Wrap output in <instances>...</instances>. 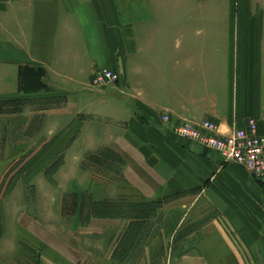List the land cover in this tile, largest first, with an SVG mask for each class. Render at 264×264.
<instances>
[{
    "label": "crops",
    "instance_id": "1",
    "mask_svg": "<svg viewBox=\"0 0 264 264\" xmlns=\"http://www.w3.org/2000/svg\"><path fill=\"white\" fill-rule=\"evenodd\" d=\"M197 2L0 0V239L6 240L8 207L24 209L17 200L23 195L19 181L38 179L39 164L48 165L60 152L62 166L51 178L63 180V207L90 236L120 227L119 243L132 222L140 221L136 242L142 237L149 244L174 243L175 251L164 256L173 253L180 264H264V179L173 131L183 119L236 121L244 127L248 116L264 134V8L255 32L261 69L254 84L232 100L227 86H215L208 72L199 75V50H213L214 40L208 35L200 46ZM170 36L172 61L166 65ZM129 68L140 74L132 87L137 92L87 89L94 71L128 75ZM39 83L45 89L39 91ZM56 96L64 97L57 112L70 119L62 134L56 137L55 123H48L45 140L30 134L24 151L23 130L36 132L40 125L22 122L23 98H46L43 110L53 116L48 100ZM166 113L169 123L162 120ZM11 146L13 157L6 152ZM92 180L87 197L142 211L141 219H82L83 187ZM71 193L78 197L66 199ZM10 248L5 255L16 259L15 242ZM42 258L51 264L55 257Z\"/></svg>",
    "mask_w": 264,
    "mask_h": 264
},
{
    "label": "rangeland",
    "instance_id": "2",
    "mask_svg": "<svg viewBox=\"0 0 264 264\" xmlns=\"http://www.w3.org/2000/svg\"><path fill=\"white\" fill-rule=\"evenodd\" d=\"M197 7L200 46L206 42L208 35L211 38L213 37L214 40L213 50H199V75L205 78L208 72L209 76H213L215 86H227L230 89L231 99L237 98L239 100V97L244 93V87L248 90L250 85L254 84L255 78L261 69L258 65L260 36L255 35V32L263 22V12L261 10L264 8V0H198ZM211 14L214 15L213 18H210ZM207 15L210 16L207 17ZM252 32L254 34L251 35ZM168 42L164 50L166 52L163 60L167 63L166 65L172 61V55L170 54V50L173 51L172 47L174 45L172 36L169 37ZM202 59L204 60L203 64ZM135 69L129 68L133 73H128V75L125 70V72L118 70L119 74L122 73L123 87L120 84H110L96 88L90 80L87 89L96 92L115 89L123 95L137 92L132 87L134 81L141 80V77ZM262 69L264 70V67ZM44 86L45 84L39 83V91ZM48 101L49 106L50 101L54 103L52 105L55 106L56 113L53 116H47L43 110L47 106L46 98L30 101V99L24 97L22 100V107L26 112L22 118L24 125H40L36 132H31L29 126L23 130L24 146H27L23 147L24 151L30 148L29 143L25 141L28 140L26 138H29L30 134L35 133L40 141L45 140V128L48 123L54 122L57 129L55 132L56 137H58L59 134H62L63 123H68L70 120L68 116L57 112V109L63 106V96H56L54 100ZM12 104L13 102L8 104V109H12L9 108ZM31 104L33 109L37 107L38 114L34 115L35 110H33V114L31 113ZM78 117H75L77 122ZM248 118V116H245L246 121ZM12 122L14 121L12 120ZM6 152L7 156L13 157L15 147H8ZM26 156L27 154L22 156L24 161ZM62 163L63 155L59 152L48 165L39 164L38 179H33L31 182L30 179L24 178L19 181L17 188L22 189L23 195L18 194L17 200H22L24 209L15 211L8 207L5 212L7 233L5 235L6 240L0 239V264H8L10 258L5 253L9 254L11 252L10 244L14 242L16 245L15 250L17 253L20 251L16 259H11L14 264H43V262L48 261L42 258L45 254L55 257L52 258L51 264L181 263L174 259L173 253L171 254L172 257L171 255L170 257L164 256L166 251H175L176 244L171 242L149 244L143 242L141 237L139 242L133 243L128 250L124 251L116 248L121 236L120 227H115L113 230L108 227L100 230V235L95 236H90L87 229L83 232L82 228L75 225L72 214L65 209V206L63 207V180L51 178L52 174L60 169ZM51 181H54L55 184H50ZM94 181L87 182L86 187H83L86 190L83 191L85 198L88 196L89 189H91ZM50 188L54 191H50ZM76 195L71 193L66 196V199H75L78 197ZM11 206L13 207V205ZM16 217L17 221L15 223ZM19 219L22 220V225H19ZM136 238L138 239L139 236ZM19 239L20 242H17ZM112 253L117 258H112ZM1 254L4 255L1 256Z\"/></svg>",
    "mask_w": 264,
    "mask_h": 264
},
{
    "label": "built area",
    "instance_id": "3",
    "mask_svg": "<svg viewBox=\"0 0 264 264\" xmlns=\"http://www.w3.org/2000/svg\"><path fill=\"white\" fill-rule=\"evenodd\" d=\"M120 82V74L112 69L96 70L92 74L96 88ZM162 120L169 123L170 114H164ZM173 131L217 151L224 162L237 163L258 180L264 179V134L259 132L256 119L248 118L244 127L236 121L183 119Z\"/></svg>",
    "mask_w": 264,
    "mask_h": 264
},
{
    "label": "trees",
    "instance_id": "4",
    "mask_svg": "<svg viewBox=\"0 0 264 264\" xmlns=\"http://www.w3.org/2000/svg\"><path fill=\"white\" fill-rule=\"evenodd\" d=\"M127 205H115L107 202H95L90 197H86L83 201V209L81 217L85 221L91 217H109V216H126L130 215L131 218L141 219L142 211L137 212L136 210H127ZM141 222H132L130 227L124 233L120 240L117 248L122 250H128L130 246L137 241V236L141 231ZM118 249V250H119ZM128 252V251H127ZM117 253V252H116ZM117 258V257H116Z\"/></svg>",
    "mask_w": 264,
    "mask_h": 264
}]
</instances>
